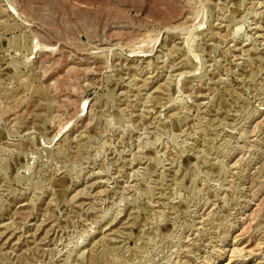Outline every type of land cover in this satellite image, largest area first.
I'll list each match as a JSON object with an SVG mask.
<instances>
[{"label":"rangeland","instance_id":"rangeland-1","mask_svg":"<svg viewBox=\"0 0 264 264\" xmlns=\"http://www.w3.org/2000/svg\"><path fill=\"white\" fill-rule=\"evenodd\" d=\"M224 263L264 264V0H0V264Z\"/></svg>","mask_w":264,"mask_h":264},{"label":"bare ground","instance_id":"bare-ground-1","mask_svg":"<svg viewBox=\"0 0 264 264\" xmlns=\"http://www.w3.org/2000/svg\"><path fill=\"white\" fill-rule=\"evenodd\" d=\"M226 263H228V262H226ZM225 264V263H224Z\"/></svg>","mask_w":264,"mask_h":264}]
</instances>
